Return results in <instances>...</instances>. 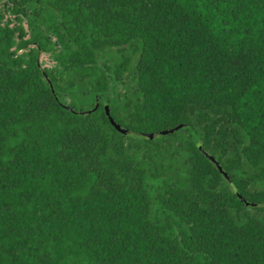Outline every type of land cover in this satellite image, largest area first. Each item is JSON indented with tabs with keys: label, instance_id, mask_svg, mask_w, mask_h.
I'll list each match as a JSON object with an SVG mask.
<instances>
[{
	"label": "trees",
	"instance_id": "16d2710c",
	"mask_svg": "<svg viewBox=\"0 0 264 264\" xmlns=\"http://www.w3.org/2000/svg\"><path fill=\"white\" fill-rule=\"evenodd\" d=\"M0 264H264V0H0Z\"/></svg>",
	"mask_w": 264,
	"mask_h": 264
},
{
	"label": "water",
	"instance_id": "95a60500",
	"mask_svg": "<svg viewBox=\"0 0 264 264\" xmlns=\"http://www.w3.org/2000/svg\"><path fill=\"white\" fill-rule=\"evenodd\" d=\"M52 87V85H51ZM67 110H70L71 112H74V110H72L69 106H64ZM106 109V114L109 118V121L111 122L112 126L117 129L119 132H121L122 134H128L129 131L127 129L122 128L117 122L116 120L110 115L109 112V106L106 105L105 106ZM183 126L180 125L178 127H176L175 129L169 130V131H163L161 132V135H168V134H173L175 131L179 130L180 128H182ZM150 138H153L154 135H149ZM200 151L205 155V157H207L212 163H214L216 165V167L218 168V170L221 172V174L224 176V178L227 180V182L231 185V187L233 188L234 192L237 193L229 175L224 171L223 167L220 165V163L211 155L209 154L205 149H203L201 147V145H198ZM240 200H242V202H244L246 205L248 206H256V204H251L248 203L242 196L239 195Z\"/></svg>",
	"mask_w": 264,
	"mask_h": 264
},
{
	"label": "rangeland",
	"instance_id": "374dc122",
	"mask_svg": "<svg viewBox=\"0 0 264 264\" xmlns=\"http://www.w3.org/2000/svg\"><path fill=\"white\" fill-rule=\"evenodd\" d=\"M47 64H48V62H47Z\"/></svg>",
	"mask_w": 264,
	"mask_h": 264
}]
</instances>
